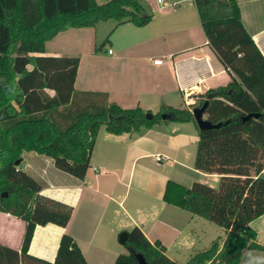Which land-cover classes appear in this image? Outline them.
I'll use <instances>...</instances> for the list:
<instances>
[{
    "label": "trees",
    "instance_id": "16d2710c",
    "mask_svg": "<svg viewBox=\"0 0 264 264\" xmlns=\"http://www.w3.org/2000/svg\"><path fill=\"white\" fill-rule=\"evenodd\" d=\"M195 1L210 44L232 75L227 85L209 89L198 103L208 101L207 118L222 124L199 129L195 167L218 174L220 180L215 187L169 179L164 200L227 231L222 246L215 240L186 264H240L245 249L264 250L250 225L264 215V55L242 22L237 0ZM152 16L143 0H0V211L26 222L20 250L0 242V264H88L68 232L54 262L29 254L37 224L66 226L73 208L41 194L38 180L20 167L24 151L50 156L60 169L84 178L103 126L122 134L150 127L163 114L170 115L166 120L196 121L190 109L171 106L147 118L150 110L108 102L102 92L81 93L100 98L74 109L70 103L80 58L29 55L44 51L48 40L70 28L95 27L109 19L143 26ZM30 63L34 68L28 70ZM46 86L56 95L33 103L35 97L41 100ZM250 113L258 116L246 118ZM127 233L128 252L114 264H140L137 253L148 264H180L140 227Z\"/></svg>",
    "mask_w": 264,
    "mask_h": 264
},
{
    "label": "crops",
    "instance_id": "0c3cea01",
    "mask_svg": "<svg viewBox=\"0 0 264 264\" xmlns=\"http://www.w3.org/2000/svg\"><path fill=\"white\" fill-rule=\"evenodd\" d=\"M237 2L245 28L264 55V0ZM143 3L153 15L146 25L117 24L109 19L93 27L95 31L86 27L78 28L80 32L73 31L75 28L60 32L46 42L44 51L29 52L33 57L80 58L72 108L100 98L81 93L102 92L108 102L126 108L139 106L154 114L162 106L192 111L202 94L232 80L209 42L195 0ZM105 37L108 45L100 46L98 42ZM63 38L73 41L66 44ZM156 58H162V63H155ZM33 68V63L27 65L28 70ZM40 95L41 100L35 97L33 103H45L56 90L46 86ZM199 129L193 120L166 119L132 133L114 134L103 126L84 178L60 169L50 156L24 151L20 167L38 180L41 194L73 208L66 226L37 224L29 254L54 262L61 238L68 232L88 264H114L126 251L121 233L136 226L150 241L160 240L168 256L180 264L215 240L222 246L227 234L223 227H210L209 220L164 200L169 179L186 186L196 181L211 184V180L219 184L218 174L195 167ZM157 154L161 160L156 159ZM259 218L264 223V215ZM255 220L250 225L264 245V227H254ZM25 229L22 218L0 211L3 245L20 250ZM244 260L264 264V250L245 249L240 264Z\"/></svg>",
    "mask_w": 264,
    "mask_h": 264
},
{
    "label": "water",
    "instance_id": "95a60500",
    "mask_svg": "<svg viewBox=\"0 0 264 264\" xmlns=\"http://www.w3.org/2000/svg\"><path fill=\"white\" fill-rule=\"evenodd\" d=\"M207 104H208V101H206L201 106H196L193 108L192 113L195 117L196 122L198 123V125L201 129L219 127L222 124V122L221 123H213L211 120H209L207 118V115H206ZM169 116L170 115H168V114H163L162 118L166 119ZM252 116H258V113H250L246 116V118H250ZM153 117H154V113L149 112L147 114V118H153ZM127 236H128V233L126 231H123L120 235V240L122 242H125V240L127 239ZM136 256H137V259H138L140 264H148L142 253H137Z\"/></svg>",
    "mask_w": 264,
    "mask_h": 264
},
{
    "label": "rangeland",
    "instance_id": "374dc122",
    "mask_svg": "<svg viewBox=\"0 0 264 264\" xmlns=\"http://www.w3.org/2000/svg\"><path fill=\"white\" fill-rule=\"evenodd\" d=\"M102 25H103V24H102ZM89 29H93V31H95L93 27H91V28H89ZM73 31H78V32H80V31H82V30H78V28H75V30H73ZM90 31H92V30H90ZM107 38H108V37H105L103 40H101L100 42H98V44H100V46H101V45L105 42V45H108L109 41L107 40ZM59 39H60V38H59ZM63 40H65L64 42H65L66 44H70V43L73 41V39H71V38H68V39H67V38H63ZM105 45H104V46H105ZM211 185L217 187L219 184H218L217 181L211 180ZM206 223H208L209 225H211L210 227H221V226H219L218 224H216V223H214V222H210V221H208V222H206ZM253 226H254V227H264V223L262 222L261 218H259V219L255 220V222L253 223ZM126 252H128L127 248H126V251H125L124 253H126ZM245 261H246V260H244V264H246Z\"/></svg>",
    "mask_w": 264,
    "mask_h": 264
},
{
    "label": "built area",
    "instance_id": "2783aa9c",
    "mask_svg": "<svg viewBox=\"0 0 264 264\" xmlns=\"http://www.w3.org/2000/svg\"><path fill=\"white\" fill-rule=\"evenodd\" d=\"M162 1H163V0H157L158 3L162 2ZM162 61H163L162 58H156V59H154V62L157 63V64L162 63ZM192 110H193V109H192ZM161 158H162V157H161L159 154L156 155V159H157V160H161ZM94 169H95L96 171H100V169H99L98 167H94Z\"/></svg>",
    "mask_w": 264,
    "mask_h": 264
}]
</instances>
